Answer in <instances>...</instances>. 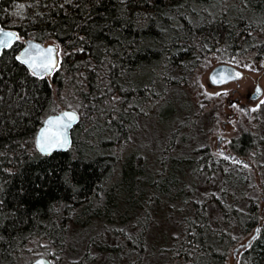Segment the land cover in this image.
<instances>
[{
    "label": "trees",
    "instance_id": "1",
    "mask_svg": "<svg viewBox=\"0 0 264 264\" xmlns=\"http://www.w3.org/2000/svg\"><path fill=\"white\" fill-rule=\"evenodd\" d=\"M0 25L22 38L54 40L63 49L51 80L26 74L13 62L12 50L0 59V264H19L31 238L61 251L68 214L82 227L90 218L118 219L124 208L134 217L150 201L175 198L184 164L172 162L165 174L152 178L136 151L122 159L120 179L108 186L119 148L144 105L162 100L174 69L180 76L192 73L208 53L264 57V0H0ZM21 46L22 41L14 45L17 51ZM58 105H71L80 118L71 146L43 155L33 136ZM158 111L168 125L174 108L162 102ZM233 140L239 152L255 143L250 133ZM225 179L210 198L224 222L232 217V227L242 234L258 226L241 264H264V215L255 202L245 212L226 205L222 199L238 178ZM194 203L163 264H225L227 225L210 221L204 204ZM146 216L148 211L136 220L139 228L128 244L134 264H159L149 259Z\"/></svg>",
    "mask_w": 264,
    "mask_h": 264
},
{
    "label": "rangeland",
    "instance_id": "2",
    "mask_svg": "<svg viewBox=\"0 0 264 264\" xmlns=\"http://www.w3.org/2000/svg\"><path fill=\"white\" fill-rule=\"evenodd\" d=\"M45 42L59 46L54 40ZM219 62L236 66L243 71V77L219 86L210 85L207 73ZM178 73V69L173 70V82L170 86L163 85L162 100L156 106L151 101L144 105L145 113L138 117L134 131L119 148V160L115 161L108 185L112 186L120 179L122 159L127 153L136 151L152 178L160 177L156 176L159 173L165 174L172 162L184 164L176 181L175 198L155 203L150 201L134 217L132 212L128 213V208H124L118 219L90 218L82 227L74 224V216L68 214L64 218L68 223L64 248L57 251L54 245L31 238L18 256L19 264H27L41 255L48 256L52 264H134L128 241L139 228L136 220L147 211L145 238L151 254L149 259L163 264L169 258L166 251L172 252V245L186 219L192 217L195 201L204 204L210 221L227 225L230 244L225 264H241L246 247L240 244L253 231L242 234L234 229L232 217L224 222L220 207L210 197L221 192L225 175L237 176L238 182L229 185L228 198L222 199L224 203L236 205L238 211L245 212L248 204L255 202L264 215V192L261 191L264 185V57L231 55L226 58L208 53L192 73L182 76ZM257 84L261 86L262 94L253 100L250 95ZM52 87L55 86L52 84ZM162 102L174 108V117L168 125L159 118L158 109ZM58 107V111L67 109ZM243 133H250L255 143L239 152L233 139ZM218 145L236 153L244 162L238 163L224 156L218 151ZM183 157L188 161H183ZM191 157L194 159L192 163ZM100 197L102 201V193ZM237 246L239 248L234 252ZM159 251L166 252L167 256L158 254Z\"/></svg>",
    "mask_w": 264,
    "mask_h": 264
},
{
    "label": "snow or ice",
    "instance_id": "3",
    "mask_svg": "<svg viewBox=\"0 0 264 264\" xmlns=\"http://www.w3.org/2000/svg\"><path fill=\"white\" fill-rule=\"evenodd\" d=\"M245 3H247V0H245ZM18 7L23 8L24 5L21 4ZM17 15H19V12H17ZM78 39L84 41L87 37L80 36ZM20 40H22V37L17 31L8 30L0 26V59L7 55V50H12L15 52L13 62H19V65L24 67L26 74L40 79L52 74L56 69L61 67L63 49L59 48L58 45L49 44L45 46L29 42L27 46L17 51L14 45ZM76 51H84V49L78 48ZM245 67H250V65H245ZM241 75L239 72L235 73L236 77H240ZM228 79H232V77L229 76ZM210 80L217 84L225 82L222 79H217L215 70L211 74ZM259 91V86H257L256 92L259 93ZM218 94L216 93V95ZM113 99L117 98L113 97ZM255 107H259V105ZM79 118V113L73 110L71 105H69V110L61 111L59 115L47 116L43 122V126L33 136L35 148L44 155H49L54 150L69 148L72 143L69 137V128ZM35 264H47V262L43 259H38L35 261Z\"/></svg>",
    "mask_w": 264,
    "mask_h": 264
},
{
    "label": "water",
    "instance_id": "4",
    "mask_svg": "<svg viewBox=\"0 0 264 264\" xmlns=\"http://www.w3.org/2000/svg\"><path fill=\"white\" fill-rule=\"evenodd\" d=\"M1 26V25H0ZM3 27V26H2ZM5 28V27H4ZM5 29H8V30H14V29H10V28H5ZM15 31V30H14ZM29 42H33V43H39V44H42V45H45V46H47V45H49V44H55L54 42H41V41H39V40H36V39H34V38H30V37H28V38H24L23 40H22V46L19 48V49H21L22 47H25V46H27V44L29 43ZM56 45V44H55ZM216 71V76H217V79H222V80H224L225 82H223V83H219V84H217V83H213L211 80H210V76H211V74L213 73V71ZM223 70V71H222ZM236 72H239V73H241L242 75L240 76V77H236L235 76V73ZM243 71L242 70H240L239 68H237L236 66H234V65H232V64H230V63H227V62H219V63H217V64H215L213 67H211L210 69H209V71H208V73H207V80H208V82H209V84L210 85H212V86H219V85H222V84H225V83H227V82H230V81H234V80H237V79H240L242 76H243ZM50 75H52V74H50ZM50 75H47V76H45V77H48V76H50ZM229 76H231L232 77V79H228V77ZM257 86H259V89H260V91H259V93H257L256 92V88H257ZM257 86L255 87V90H254V92L252 93V95H251V99H253V100H256L257 98H259L260 96H261V94H262V88H261V86L259 85V84H257ZM65 110H69V109H62V110H59V111H57V112H54V113H49V114H47V115H45L44 116V118H43V120H42V122H41V124L39 125V127L37 128V130H36V132H38V130H39V128L40 127H42L43 126V122H44V120L47 118V116H49V115H59V113L61 112V111H65ZM74 110V109H73ZM78 121L79 120H77V121H75L72 125H71V127L69 128V137H70V139H71V141H72V135H71V132H72V129H73V127L78 123ZM68 149V148H67ZM67 149H61V150H54V151H65V150H67ZM37 150V149H36ZM38 151V150H37ZM53 151V152H54ZM39 152V151H38ZM52 152V153H53ZM40 153V152H39ZM44 155V154H43ZM50 155V154H49ZM228 156H229V158L230 159H234L236 162H238V163H242V162H244V159H242V158H240V157H238V156H236V155H233L232 156V154L230 153V154H228ZM257 232H258V226H256L255 227V229H254V233L244 242V243H242V244H240V246H247L248 244H249V242L257 235ZM238 248H239V246H237V247H235V249H234V252H236L237 250H238ZM38 259H43L44 261H46L47 262V264H52V262H51V260L48 258V257H46V256H43V255H41V256H37L36 258H34V259H32L30 262H28L27 264H35V261L36 260H38Z\"/></svg>",
    "mask_w": 264,
    "mask_h": 264
},
{
    "label": "flooded vegetation",
    "instance_id": "5",
    "mask_svg": "<svg viewBox=\"0 0 264 264\" xmlns=\"http://www.w3.org/2000/svg\"><path fill=\"white\" fill-rule=\"evenodd\" d=\"M251 96V95H250ZM218 151L221 153V154H223L224 156H227L228 158H229V156H228V154H232V156L233 155H237L236 153H232V152H230V151H226V150H224V149H222L219 145H218ZM230 159V158H229Z\"/></svg>",
    "mask_w": 264,
    "mask_h": 264
}]
</instances>
